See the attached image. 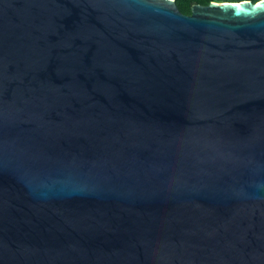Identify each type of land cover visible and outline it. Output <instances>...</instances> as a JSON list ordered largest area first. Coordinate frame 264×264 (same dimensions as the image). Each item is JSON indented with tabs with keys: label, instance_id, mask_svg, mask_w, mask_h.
Segmentation results:
<instances>
[{
	"label": "water",
	"instance_id": "95a60500",
	"mask_svg": "<svg viewBox=\"0 0 264 264\" xmlns=\"http://www.w3.org/2000/svg\"><path fill=\"white\" fill-rule=\"evenodd\" d=\"M0 0V264H264V0Z\"/></svg>",
	"mask_w": 264,
	"mask_h": 264
},
{
	"label": "trees",
	"instance_id": "16d2710c",
	"mask_svg": "<svg viewBox=\"0 0 264 264\" xmlns=\"http://www.w3.org/2000/svg\"><path fill=\"white\" fill-rule=\"evenodd\" d=\"M241 1H252L254 3L260 0H175L180 11L186 15L191 14V9L194 5H208L211 2H241Z\"/></svg>",
	"mask_w": 264,
	"mask_h": 264
},
{
	"label": "built area",
	"instance_id": "2783aa9c",
	"mask_svg": "<svg viewBox=\"0 0 264 264\" xmlns=\"http://www.w3.org/2000/svg\"><path fill=\"white\" fill-rule=\"evenodd\" d=\"M260 1H263V0H260Z\"/></svg>",
	"mask_w": 264,
	"mask_h": 264
}]
</instances>
